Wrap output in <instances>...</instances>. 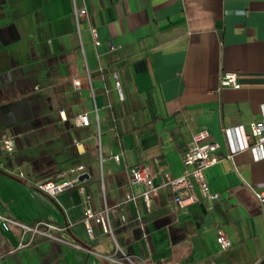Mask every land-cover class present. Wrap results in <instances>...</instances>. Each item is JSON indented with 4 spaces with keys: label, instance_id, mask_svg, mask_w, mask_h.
<instances>
[{
    "label": "crops",
    "instance_id": "crops-1",
    "mask_svg": "<svg viewBox=\"0 0 264 264\" xmlns=\"http://www.w3.org/2000/svg\"><path fill=\"white\" fill-rule=\"evenodd\" d=\"M74 9L86 11L78 24ZM140 62L144 70L135 73ZM226 72L236 73L239 89L219 88ZM80 114L88 127L77 124ZM252 122L264 124V0H0V133L19 135L0 169V215L69 223L60 236L90 251L43 238L17 250L19 230L0 227V264H111L115 251L100 227L86 235L76 190L51 197L20 173L36 183L84 165L98 211V142L112 206L135 166L156 159L154 169L179 176L181 155L200 130L218 145L219 162L203 172L217 200L195 188L198 203L175 211L160 190L149 212L126 205L127 223L112 220L114 239L137 264H264V205L242 182L264 190V157L245 141ZM218 234L231 248L220 250Z\"/></svg>",
    "mask_w": 264,
    "mask_h": 264
},
{
    "label": "built area",
    "instance_id": "built-area-1",
    "mask_svg": "<svg viewBox=\"0 0 264 264\" xmlns=\"http://www.w3.org/2000/svg\"><path fill=\"white\" fill-rule=\"evenodd\" d=\"M73 15L78 24V20L86 15L84 9H74ZM92 40L97 45V34L94 29L90 30ZM114 88L117 91L120 100L123 99L120 83L116 74L112 75ZM76 88L79 87V82H74ZM240 85L237 81L236 73H222L219 77V88L239 89ZM62 116L63 112H59ZM76 122L81 127L89 126V119L86 114H80L76 117ZM97 124V119H96ZM226 134L234 140L232 152H239L241 149L235 142L234 129L224 130ZM19 135L0 133V169H4V163L15 154L16 143ZM245 141L249 146L256 150L260 157H264V124L263 122H252L249 124V133L245 136ZM75 145L78 143L75 142ZM97 157L99 166V190L101 206L98 211L94 209L92 194L85 188L84 182H80L78 178L81 175L89 176L87 167L78 165L69 168L66 171L57 173L54 180H44L33 183L31 179L25 177L22 173L18 176L25 183L33 186L42 194L54 197L58 194L76 190L82 198V217L81 223L84 227L86 235L92 238L94 227H100L103 235L109 237L114 243L115 251L113 255L106 257L111 264H137L127 253L123 252L117 245L114 239V229L112 220L118 221L119 224L127 223V215L125 207L128 203H133L142 207L144 212L151 210V201L156 197L160 190H168L171 194V201L174 210L190 206L198 203L199 198L195 188L198 189L199 195L203 200L215 201L218 196L211 194L204 180L203 172L205 169L216 165L220 158L217 154L218 145L210 139L209 133L206 130H200L191 135V140L188 148L181 155L182 173L179 176L173 177L167 172L154 169L158 164L155 159L146 165L133 167L128 174V179L125 184L126 193L122 201L115 205L109 206L106 203L105 188L101 165L103 162L101 145L98 142ZM232 155H228L231 159ZM110 158L118 163L119 155H111ZM242 180V179H241ZM243 184L250 189L254 198L259 205H264V190H256L250 187L244 180ZM138 186L141 188L140 193L134 194L132 188ZM138 219L141 218L140 213ZM13 226L19 230L17 250L24 249L32 244L36 238L48 239L55 242L65 243L68 246L76 249L89 252L85 247L73 241L63 239L60 234L65 233L69 229V223L62 227L56 226L44 220H39L31 224H23L0 215V227L4 232H8V227ZM216 242L221 251L231 248V243L221 234L216 237ZM213 264V263H208Z\"/></svg>",
    "mask_w": 264,
    "mask_h": 264
},
{
    "label": "water",
    "instance_id": "water-1",
    "mask_svg": "<svg viewBox=\"0 0 264 264\" xmlns=\"http://www.w3.org/2000/svg\"><path fill=\"white\" fill-rule=\"evenodd\" d=\"M141 67H142V69H141ZM134 70H135V73H139V72H141V71H143L144 69H143V63L142 62H140V63H137L135 66H134ZM2 173V172H1ZM3 175L5 174V173H2ZM88 175L87 174H84V175H81L79 178H78V180L80 181V182H83V181H86V180H88Z\"/></svg>",
    "mask_w": 264,
    "mask_h": 264
},
{
    "label": "rangeland",
    "instance_id": "rangeland-1",
    "mask_svg": "<svg viewBox=\"0 0 264 264\" xmlns=\"http://www.w3.org/2000/svg\"><path fill=\"white\" fill-rule=\"evenodd\" d=\"M6 15H7V14H6ZM1 260H2L3 263H5V264H19V263H17L16 260L11 259V258H2Z\"/></svg>",
    "mask_w": 264,
    "mask_h": 264
}]
</instances>
